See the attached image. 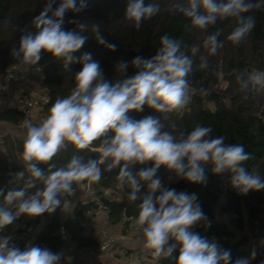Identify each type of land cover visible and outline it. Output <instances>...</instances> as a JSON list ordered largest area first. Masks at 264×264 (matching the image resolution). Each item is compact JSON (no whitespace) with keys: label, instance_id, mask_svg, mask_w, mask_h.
Returning <instances> with one entry per match:
<instances>
[{"label":"clouds","instance_id":"clouds-1","mask_svg":"<svg viewBox=\"0 0 264 264\" xmlns=\"http://www.w3.org/2000/svg\"><path fill=\"white\" fill-rule=\"evenodd\" d=\"M54 4L56 0H47L31 21L36 31H23L19 47L11 50V56L26 70L35 67L37 72L43 53H50L65 70L76 63L82 67L74 74L70 94L57 98L38 125L23 121L24 170L15 174V180L24 183L22 187L0 188V231L21 216L39 217L58 208L67 212L72 205L70 198L77 195L74 184L99 182L104 175L103 165L108 172L118 169L115 179L129 189V202L140 201L132 227L142 233L143 247L155 261L171 257L178 248L175 264H230V250L193 230L198 224L210 225L197 194L164 188L157 173L164 167L177 179L200 185L207 184L209 171L214 175L227 173L232 189L246 195L250 190H264V176L250 172L246 166L252 153L243 144L225 143L223 136L212 137L211 126L197 124L190 132L173 134L164 130L158 117L135 120L128 115L142 112L145 105L160 114L182 110L192 98L189 77L195 71L206 70L208 56H215L224 47L219 39L222 29L207 35L203 47L208 56L200 55L199 63V47L191 46L189 54L185 50L188 45L164 34L153 57L136 56L131 60L134 75L127 74L129 62H119L116 73L122 78L113 82L105 78L91 53L75 55L88 40L84 33L89 31L98 44L110 51L117 49L102 35L101 26L73 19L68 22L75 27L64 28L66 14L81 13L87 0H60L55 8ZM260 8L258 0H187V6H178V11L188 21L184 24L187 32L206 30L218 21L234 18L236 27L226 39L239 45L256 26L253 15L243 14ZM160 11L159 3L145 5L144 0H128L125 16L139 30L144 21ZM236 81L245 96L264 93V71H238ZM97 142L99 159L74 154L65 165L52 163L69 145L82 151ZM149 162L151 166L133 172L134 165ZM41 165H47V170ZM11 239L0 236V264H60L64 258L62 252L31 244L21 250L10 245ZM255 255L253 252L251 258ZM235 264H249V259L239 258Z\"/></svg>","mask_w":264,"mask_h":264},{"label":"trees","instance_id":"trees-1","mask_svg":"<svg viewBox=\"0 0 264 264\" xmlns=\"http://www.w3.org/2000/svg\"><path fill=\"white\" fill-rule=\"evenodd\" d=\"M59 2L60 0H56L53 7L58 6ZM152 2L159 3L161 11L152 19L144 21L139 30L135 29L133 23L125 16L128 0H87V7L81 13L68 12L65 16V30L75 27L68 22L73 19L89 26L99 24L105 39L117 45L115 51H110L104 45L98 44L89 31L84 33L88 40L75 55L91 53L92 58L100 63L105 78L114 82L116 78H122L116 73V65L119 62H129L127 74L134 75L135 69L131 66V60L136 56L146 59L153 57L160 47V37L164 34L188 45L185 50L189 54L191 46L199 47L200 52L196 56V63H199L200 55L208 56L203 47L207 35L217 28L222 29L219 39L224 43V47L219 49L215 56H208L209 67L206 70L195 71L189 77L192 98L182 110L160 114L145 105L142 112L132 111L128 115L135 120L149 115L158 117L164 124V130L173 134L180 131L190 132L197 124L211 126L212 137L223 136L225 143L243 144L253 157L246 163L247 169L264 176V93L245 96L239 91L236 81L238 71H264V0H258L261 3L260 9L243 14L253 15L256 18V26L239 45H233L226 39L236 27L234 18L218 21L215 26L206 30L193 29L187 32L184 24L188 21L178 11V6H187V0H144L145 5ZM46 3L47 0H0V82L8 67L24 66L13 59L11 50L19 47L23 31H36L31 21L40 14ZM38 66L44 75L40 87L48 99V103L41 107V112L48 114V109L57 98L70 94L74 87V74L82 65L72 64L69 70H65L61 62L55 60L50 53H43ZM199 91L202 92L200 95ZM208 103H212L213 110L207 107ZM22 120V113L15 108H6L0 112L2 123L17 126ZM23 141L24 138L10 135H5L0 140V188L7 190L23 186V181L15 180V174L24 170L21 159ZM98 146L97 142L90 149L78 151L69 145L52 163L57 167L65 165L74 154L82 155L85 159H99ZM144 166H151V163L134 165L132 170L136 172ZM41 167L47 170V165ZM101 168L104 171L102 179L90 184L106 207L105 222L112 227L118 226L123 216L134 221L138 216L137 205L140 201L129 202V189L126 185H119L115 179L118 169L108 172L103 165ZM157 175L164 188L197 194L198 203L210 225L198 224L193 230L209 240L215 239L223 249L230 250V264H235L239 258L249 259V264H264V190H250L246 195H240L230 186L227 173L214 175L209 171L206 185L179 180L164 167L158 170ZM77 186L78 184H74L75 188ZM62 212L58 208L52 214L45 213L39 217L21 216L12 225L0 231V236H11L10 245H15L21 250L31 244L55 252L61 247V243L54 233L61 226L69 233L72 243L81 253L94 250L98 240L86 230V213L95 214V203L89 199L77 200L73 203L70 215L63 217ZM222 215L230 217L228 225L220 219L216 220ZM253 252L256 255L251 258ZM177 255L178 248L169 258L155 261L148 256V260L141 264H175Z\"/></svg>","mask_w":264,"mask_h":264},{"label":"built area","instance_id":"built-area-1","mask_svg":"<svg viewBox=\"0 0 264 264\" xmlns=\"http://www.w3.org/2000/svg\"><path fill=\"white\" fill-rule=\"evenodd\" d=\"M29 72L33 73L36 77V92L21 94V96L14 98L12 89L13 84L21 79H24ZM43 80L44 75L42 69L37 72L35 67L26 70L25 66L11 65L6 70L4 78L0 82V104L4 103L6 108L7 106H9V101L14 100L12 105L13 107L11 108H15L22 113L23 120L17 125L22 129L24 128L22 125L25 119L30 120L33 116H37L39 124L47 115L41 112V107L48 103V99L43 95V91L40 87V84L41 82H43ZM0 123L2 122L0 121ZM90 183L91 182L86 181L84 183L78 184L76 188L77 195L75 197H71L72 205L77 200L89 199L91 202L95 203L96 212L105 214L106 207L103 205L99 196L97 195V191L92 188ZM229 218L230 217L227 215H222L220 218L217 217L216 220L220 219L221 222L228 225ZM133 223L134 221L131 218H126L123 216L120 219L118 227H120L125 234L131 235L132 237H142V233L137 232L133 229ZM86 224L89 227L90 234L95 236V214L86 213ZM109 227L111 226L109 225ZM54 236L58 238L61 243V247L55 252H62L64 254V257L76 256L81 253L76 248L74 243H72L69 233L66 232L61 226L58 227L57 231L54 233ZM110 253H115L117 255L120 264H141L144 261L141 258L135 256L132 252L118 246L117 240L114 237L103 236L102 238L98 239V245L94 250L87 251L86 255L89 258L88 263L93 264L97 259H100L104 255ZM60 264L62 263L60 262Z\"/></svg>","mask_w":264,"mask_h":264},{"label":"crops","instance_id":"crops-1","mask_svg":"<svg viewBox=\"0 0 264 264\" xmlns=\"http://www.w3.org/2000/svg\"><path fill=\"white\" fill-rule=\"evenodd\" d=\"M13 96L19 97L21 94H29L36 92V77L33 73L29 72L24 79H21L13 84ZM13 98V99H14ZM13 101H9V106L6 108L13 107ZM0 104V112H2L5 108V105ZM29 121H31L34 125H38V117L33 116ZM25 128H20L18 126H13L7 123H0V136L10 135L13 137H17L20 139L25 138ZM22 134V136H21ZM64 215V211H63ZM102 216V217H101ZM96 217V235L94 236L97 240L102 238L103 236L114 237L118 243H120V247L132 252L135 256L145 260L148 258V252L143 247V238L142 237H132L131 235L125 234L122 229L118 226H111L105 222V215H95ZM99 225V227H98ZM108 227V228H107ZM171 243V241H170ZM71 257L69 261L67 258ZM89 261L86 252H82L76 256H65L60 262L62 264H85ZM93 264H120L119 259L115 253H110L104 255L102 258L97 259Z\"/></svg>","mask_w":264,"mask_h":264},{"label":"rangeland","instance_id":"rangeland-1","mask_svg":"<svg viewBox=\"0 0 264 264\" xmlns=\"http://www.w3.org/2000/svg\"><path fill=\"white\" fill-rule=\"evenodd\" d=\"M202 92L201 91H199L198 92V94L200 95ZM207 105V107L210 109V110H213V105H212V103H208V104H206ZM5 136V135H4ZM21 136H22V134H21ZM3 136H0V140H1V138H2ZM0 146H1V142H0ZM106 194H107V192H106ZM108 195V194H107ZM72 207H73V205H71V207L69 208V209H67V212H65L64 211V215H63V217H67L68 215H70V212H71V209H72ZM95 215H103L104 216V214L103 213H101V212H96L95 213ZM102 217V216H101ZM97 227V226H96ZM95 227V231H96V228ZM98 227H99V225H98ZM86 230L88 231V233L90 234V230H89V227L86 225ZM118 243V242H117ZM118 246H120V243H118ZM145 260H148V258H146Z\"/></svg>","mask_w":264,"mask_h":264}]
</instances>
